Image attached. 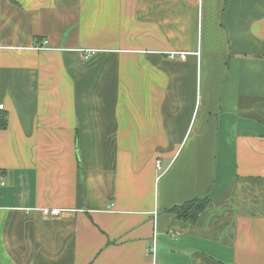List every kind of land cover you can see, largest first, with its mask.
<instances>
[{"label":"crops","instance_id":"0c3cea01","mask_svg":"<svg viewBox=\"0 0 264 264\" xmlns=\"http://www.w3.org/2000/svg\"><path fill=\"white\" fill-rule=\"evenodd\" d=\"M0 104V264H264V0H0Z\"/></svg>","mask_w":264,"mask_h":264},{"label":"trees","instance_id":"16d2710c","mask_svg":"<svg viewBox=\"0 0 264 264\" xmlns=\"http://www.w3.org/2000/svg\"><path fill=\"white\" fill-rule=\"evenodd\" d=\"M5 122L3 118H0V130L5 129ZM208 199H195L189 201L181 206H177L171 209L170 212L175 214L178 218L184 221H193L195 220L198 215L204 212L208 205Z\"/></svg>","mask_w":264,"mask_h":264},{"label":"built area","instance_id":"2783aa9c","mask_svg":"<svg viewBox=\"0 0 264 264\" xmlns=\"http://www.w3.org/2000/svg\"><path fill=\"white\" fill-rule=\"evenodd\" d=\"M47 45V42L44 41L42 43V45L40 46H37L35 49L36 50H43L44 47ZM178 56L180 58V60H185L188 56V54L186 53H172L169 55V58L174 60L175 57ZM4 111V105L3 104H0V118H1V113ZM156 169L158 171L161 170V167H160V163L159 162H156ZM0 185H2V182L0 180ZM41 213L44 215V216H50V217H58L60 214H61V211L58 210V209H42L41 210ZM155 237H156V234L153 232V238H152V244H151V247H150V254L152 256H154V250H155Z\"/></svg>","mask_w":264,"mask_h":264},{"label":"rangeland","instance_id":"374dc122","mask_svg":"<svg viewBox=\"0 0 264 264\" xmlns=\"http://www.w3.org/2000/svg\"><path fill=\"white\" fill-rule=\"evenodd\" d=\"M91 53H92V52H88L87 54H89V55H90Z\"/></svg>","mask_w":264,"mask_h":264}]
</instances>
